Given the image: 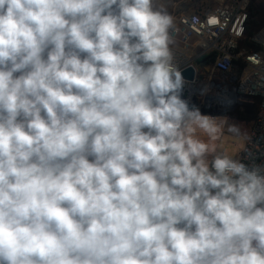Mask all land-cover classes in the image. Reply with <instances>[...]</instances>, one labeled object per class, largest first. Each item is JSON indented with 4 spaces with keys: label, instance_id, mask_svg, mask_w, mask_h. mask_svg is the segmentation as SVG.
I'll use <instances>...</instances> for the list:
<instances>
[{
    "label": "clouds",
    "instance_id": "clouds-1",
    "mask_svg": "<svg viewBox=\"0 0 264 264\" xmlns=\"http://www.w3.org/2000/svg\"><path fill=\"white\" fill-rule=\"evenodd\" d=\"M173 24L154 0H0V264H264V163L198 138L225 122L185 95Z\"/></svg>",
    "mask_w": 264,
    "mask_h": 264
},
{
    "label": "built area",
    "instance_id": "built-area-1",
    "mask_svg": "<svg viewBox=\"0 0 264 264\" xmlns=\"http://www.w3.org/2000/svg\"><path fill=\"white\" fill-rule=\"evenodd\" d=\"M250 5V0H230L212 8L201 6L173 13L170 49L174 63L189 85L185 95L191 97L202 114L225 122L217 140L211 141L203 133H198V138L216 152L232 114L238 109L248 113L256 110L246 143L234 159L261 164L264 163V24L248 38L254 47L247 45ZM190 69L194 73L192 79L185 74ZM205 88L207 92L201 94Z\"/></svg>",
    "mask_w": 264,
    "mask_h": 264
},
{
    "label": "rangeland",
    "instance_id": "rangeland-1",
    "mask_svg": "<svg viewBox=\"0 0 264 264\" xmlns=\"http://www.w3.org/2000/svg\"><path fill=\"white\" fill-rule=\"evenodd\" d=\"M228 1L230 0H154V4L156 7L166 10L169 15H173L175 12L193 10L201 6L212 8ZM250 3L259 14L258 24H264V0H250ZM256 112L255 110L252 113H248L238 109L232 114L228 124H238L241 129V134L235 136L226 129L215 154L228 155L233 159L238 155L246 143L247 136L254 123ZM224 150L225 152H223Z\"/></svg>",
    "mask_w": 264,
    "mask_h": 264
},
{
    "label": "trees",
    "instance_id": "trees-1",
    "mask_svg": "<svg viewBox=\"0 0 264 264\" xmlns=\"http://www.w3.org/2000/svg\"><path fill=\"white\" fill-rule=\"evenodd\" d=\"M258 19H259V14L258 12L255 10L253 5H250V24L248 26L249 29V33L247 36V40L245 41L247 45L254 47V45L250 44L249 39L252 35H253V30L255 28H258L261 26V24H258ZM241 118V117H240Z\"/></svg>",
    "mask_w": 264,
    "mask_h": 264
},
{
    "label": "water",
    "instance_id": "water-1",
    "mask_svg": "<svg viewBox=\"0 0 264 264\" xmlns=\"http://www.w3.org/2000/svg\"><path fill=\"white\" fill-rule=\"evenodd\" d=\"M185 74L187 75V76H189V78H193V75H194V73H193V70L192 69H190V70H188V71H186L185 72Z\"/></svg>",
    "mask_w": 264,
    "mask_h": 264
}]
</instances>
